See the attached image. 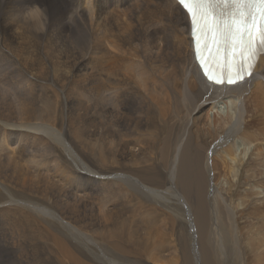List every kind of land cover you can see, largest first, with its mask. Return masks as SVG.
<instances>
[{
  "label": "bare ground",
  "instance_id": "obj_1",
  "mask_svg": "<svg viewBox=\"0 0 264 264\" xmlns=\"http://www.w3.org/2000/svg\"><path fill=\"white\" fill-rule=\"evenodd\" d=\"M56 1L0 0V83L22 76L15 102L0 90V264H231L238 249L222 256L217 223L236 222L237 198L222 199L203 128L222 116L219 177L236 168L239 199L264 218V173L235 142L257 121L246 103L264 115V54L244 83L219 87L195 63L176 0ZM60 75L82 76L71 103ZM87 94L93 140L82 145L61 116ZM189 183L193 195L178 192Z\"/></svg>",
  "mask_w": 264,
  "mask_h": 264
},
{
  "label": "rangeland",
  "instance_id": "obj_2",
  "mask_svg": "<svg viewBox=\"0 0 264 264\" xmlns=\"http://www.w3.org/2000/svg\"><path fill=\"white\" fill-rule=\"evenodd\" d=\"M62 1L63 0H60V2ZM57 2H59V0L56 1V3ZM72 6H82V3L80 4L76 0L75 2H73ZM43 30L45 33H47L45 27L43 28ZM74 50L75 47H73V49L70 51H74ZM75 59H76L75 57H68L67 59H63L60 65L64 67L68 64L74 63ZM21 77L22 76L19 75L17 71H12L11 75H8V78L4 81V83L3 81L2 83H0V90L3 93L5 88L7 93H9L10 100L12 102H15L17 100V97H19L22 94L21 85H20ZM46 77H48L46 81L48 82L49 76ZM81 79L82 76L70 77V75H60V82L58 87L59 97H60V91H63L64 95L67 98V102L71 103L70 92L72 90L79 92ZM46 85L47 86L50 85L49 82L46 83ZM89 99L90 97L87 94L86 100L84 102V106L81 110L77 111L71 106L67 110V113H63L61 116V121L63 123L74 125L78 134L76 139V144L85 145L91 140H93L92 137L90 136V132L93 126L89 114V108L93 105V102H91L90 104L91 106H90ZM0 104L1 105L3 104V99L0 101ZM259 107L260 106L258 105L257 102H253V103L248 102L244 106L246 113L244 119L250 118L251 116L252 118L257 117V121L253 122L254 126H248L251 128L246 130L245 136H247L246 138L250 139V141L243 142L240 137L235 139L238 148V151L236 153L237 158L239 159V157L241 156L245 158V160H243L244 161L243 165L246 164L247 159L250 155H251L250 157L254 158L253 167H252L254 169V174H260L261 172L264 173V138H263L264 115L257 113L259 111L260 112L262 111V108ZM230 112L231 113L233 112L230 106L228 108L226 107L223 116H226ZM211 117H212L211 126L208 125L204 126L203 134H204V139L206 140L205 145H207L209 150L215 151L212 164H216L219 167L217 171L219 180L216 178L214 174L215 179H217L216 180L217 182L216 181L215 182L218 185V189L220 190V192L223 193L224 195L222 196V199H226V197L228 195H231L232 193H235L237 198L234 200V206H233L234 210L236 211V214L234 216L236 222L234 224L229 223L226 217H221L219 219V222L217 223V234H218L217 241H219L220 244L222 245V256H224L225 249H228L229 246L231 245L235 247V250L238 249V251L236 250L237 254L234 255L231 264H264V218H261L259 216V213L263 209V206L257 203H255V205H251L248 201L239 199L241 198L239 196L240 189H238L237 186L241 181L244 180H240L239 177L240 173L236 174L237 173L236 168H235L236 173H230L226 171L225 177L224 176L221 178L219 177L223 160H225L222 151H225L228 154L229 146L219 145L218 140L216 139V128L218 124L213 123V121L220 120L222 116L218 114L214 116V114H212ZM251 136L254 138H252ZM217 145L220 147H217ZM234 145L235 144L232 145L231 149L235 148ZM228 159H230L229 156ZM128 165L134 166L133 163H128ZM234 165L236 166L235 162ZM241 177H245L246 179H254V176H241ZM255 179L257 180L259 178H255ZM259 182L260 183L258 184V187L264 188V179H260ZM190 185L191 183L185 185L186 190L184 191L180 190L178 192H181L183 195H189V196L193 195L192 194L193 191L192 189H190ZM259 189L260 188H258V190ZM241 194L243 195L245 194V192ZM222 201H220L221 206L223 204ZM247 213L249 215H247ZM243 218H246L248 222L241 223V220ZM235 224L237 225L236 234L233 232ZM196 243H198L197 240ZM177 250L179 251L178 248ZM200 264H202V259L200 260Z\"/></svg>",
  "mask_w": 264,
  "mask_h": 264
},
{
  "label": "snow or ice",
  "instance_id": "obj_3",
  "mask_svg": "<svg viewBox=\"0 0 264 264\" xmlns=\"http://www.w3.org/2000/svg\"><path fill=\"white\" fill-rule=\"evenodd\" d=\"M177 2L190 20L197 59L208 82L234 87L250 78L264 54V0Z\"/></svg>",
  "mask_w": 264,
  "mask_h": 264
},
{
  "label": "clouds",
  "instance_id": "obj_4",
  "mask_svg": "<svg viewBox=\"0 0 264 264\" xmlns=\"http://www.w3.org/2000/svg\"><path fill=\"white\" fill-rule=\"evenodd\" d=\"M33 7H35V8H38V6H33ZM33 10V8H29L28 9V12H31ZM41 11H43V10H41ZM27 14V13H26Z\"/></svg>",
  "mask_w": 264,
  "mask_h": 264
}]
</instances>
